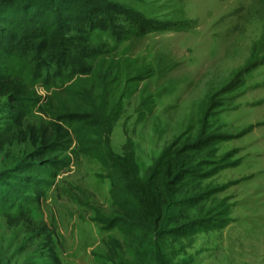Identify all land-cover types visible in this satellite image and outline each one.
<instances>
[{"label":"rangeland","instance_id":"374dc122","mask_svg":"<svg viewBox=\"0 0 264 264\" xmlns=\"http://www.w3.org/2000/svg\"><path fill=\"white\" fill-rule=\"evenodd\" d=\"M140 2L169 28L121 42L116 58L139 76L102 106L99 130L66 127L59 168L43 199L0 208V264H39L36 228L51 231L60 264H146L155 252L168 254L161 264H264V0ZM179 17L188 25L171 30ZM65 84L49 89L54 106L66 98ZM27 122L46 125L51 116L33 108ZM13 135L8 130L1 137ZM183 145L202 150L189 175L205 194L190 200L183 184L170 200L194 204L170 215L202 210L206 221L201 229L182 227L173 237L156 238L139 249L138 260L123 232L106 226L115 206L99 151L130 157L137 178L153 179L161 201L159 159Z\"/></svg>","mask_w":264,"mask_h":264},{"label":"trees","instance_id":"16d2710c","mask_svg":"<svg viewBox=\"0 0 264 264\" xmlns=\"http://www.w3.org/2000/svg\"><path fill=\"white\" fill-rule=\"evenodd\" d=\"M144 7L152 6L140 0H0V208L43 199L48 179L59 168L57 158L68 126L75 123L99 130L102 106L118 87L124 89L139 76L135 68L122 67L115 51L127 39L169 28L168 23L147 15ZM187 25L188 20L179 17L171 30ZM65 82L62 89L67 99L54 106L49 89ZM33 108L47 110L51 122L29 124ZM8 130L14 135L3 140L1 135ZM188 146L159 159L164 170L161 201L155 199L153 179L137 178L130 157L116 156L110 148L99 151L100 160L109 168L115 206V215L106 226L118 227L136 256L156 238L173 237L182 227L201 229L206 221L200 218L202 210L188 215L180 209L178 216L170 215L174 207L194 204L170 200L183 184L190 186L186 191L190 200L205 194L189 175L193 164L200 166L196 161L202 150ZM34 231L37 262L60 264L51 231ZM162 256L168 254L155 252L149 261L161 264Z\"/></svg>","mask_w":264,"mask_h":264}]
</instances>
